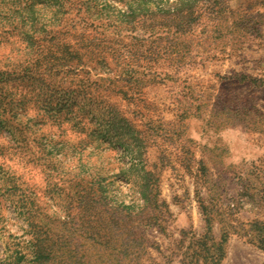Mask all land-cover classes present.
<instances>
[{
  "label": "rangeland",
  "instance_id": "374dc122",
  "mask_svg": "<svg viewBox=\"0 0 264 264\" xmlns=\"http://www.w3.org/2000/svg\"><path fill=\"white\" fill-rule=\"evenodd\" d=\"M0 264H264V0H0Z\"/></svg>",
  "mask_w": 264,
  "mask_h": 264
},
{
  "label": "trees",
  "instance_id": "16d2710c",
  "mask_svg": "<svg viewBox=\"0 0 264 264\" xmlns=\"http://www.w3.org/2000/svg\"><path fill=\"white\" fill-rule=\"evenodd\" d=\"M36 249H34V253L32 255V257L36 260V261H39L40 259H42L44 257V254L45 253V250L42 249V248H37L35 247Z\"/></svg>",
  "mask_w": 264,
  "mask_h": 264
}]
</instances>
